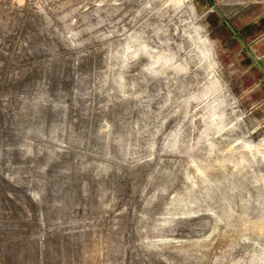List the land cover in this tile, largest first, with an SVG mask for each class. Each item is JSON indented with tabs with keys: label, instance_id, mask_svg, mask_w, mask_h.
<instances>
[{
	"label": "rangeland",
	"instance_id": "rangeland-1",
	"mask_svg": "<svg viewBox=\"0 0 264 264\" xmlns=\"http://www.w3.org/2000/svg\"><path fill=\"white\" fill-rule=\"evenodd\" d=\"M253 59L264 0H0V264H264Z\"/></svg>",
	"mask_w": 264,
	"mask_h": 264
},
{
	"label": "flooded vegetation",
	"instance_id": "flooded-vegetation-1",
	"mask_svg": "<svg viewBox=\"0 0 264 264\" xmlns=\"http://www.w3.org/2000/svg\"><path fill=\"white\" fill-rule=\"evenodd\" d=\"M233 37L242 45V47L246 50L247 48L248 49H251L250 45L246 42L244 36L242 35L241 32L235 30V32H233ZM254 60V59H253ZM255 62V65H256V68H258L259 70H261L262 72H264V64L262 63V61H260V64L258 62ZM262 63V65H261Z\"/></svg>",
	"mask_w": 264,
	"mask_h": 264
}]
</instances>
